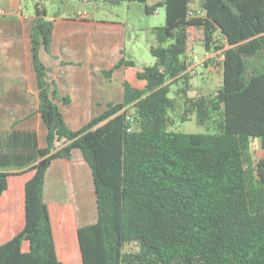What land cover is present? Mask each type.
<instances>
[{"label": "trees", "instance_id": "trees-1", "mask_svg": "<svg viewBox=\"0 0 264 264\" xmlns=\"http://www.w3.org/2000/svg\"><path fill=\"white\" fill-rule=\"evenodd\" d=\"M104 1L165 9L152 65L127 57L123 22L0 14V138L31 133L38 155L0 169V264H264V143L245 167L264 139V0H199L201 20L196 0ZM199 47L222 78L182 121L213 130L171 131Z\"/></svg>", "mask_w": 264, "mask_h": 264}, {"label": "rangeland", "instance_id": "rangeland-1", "mask_svg": "<svg viewBox=\"0 0 264 264\" xmlns=\"http://www.w3.org/2000/svg\"><path fill=\"white\" fill-rule=\"evenodd\" d=\"M6 8L14 12L35 15L37 9L46 10L48 16H73L85 15L95 20H114L123 22L126 25L127 36V57L134 60L137 65H152L155 61L151 53V47L157 46L158 43L152 34V29L166 25V13L164 8L158 9L154 14H147L142 3L137 1H124L118 5H112L104 0H99L93 3H83L80 0H4ZM194 6H199L201 3L196 0ZM197 65L194 66V71L190 73L192 78L187 83L180 80L171 88V96L175 99V107L171 110V115L174 119V124L169 128L171 131L187 132V133H205L212 131V126L206 127L198 123L197 119L192 118L188 121H182V115L187 96H193L202 89H207L208 92H213L219 85L222 74L218 64L216 53H208L203 48L199 47L196 50ZM202 60V61H201ZM140 83L136 81L135 85ZM187 88L184 91L183 88ZM18 143H21L23 138H13ZM30 139V145L38 160L36 149V138ZM29 141V138H28ZM10 142V143H9ZM264 143L262 137H253L246 148L245 167L250 177L254 176L255 170L253 167V151ZM14 146V142L8 138H0V169H12L14 164L11 161H18L19 151L14 153L5 152L7 145ZM30 162L28 165H32ZM16 168L26 166V164L16 165ZM14 168V169H16Z\"/></svg>", "mask_w": 264, "mask_h": 264}, {"label": "crops", "instance_id": "crops-1", "mask_svg": "<svg viewBox=\"0 0 264 264\" xmlns=\"http://www.w3.org/2000/svg\"><path fill=\"white\" fill-rule=\"evenodd\" d=\"M197 63L198 62H195L194 66H196ZM31 135H32L31 133H21V136L24 138V139H22V141H20L21 143H18L17 141H15L13 139V138H16L15 133H10L7 136H5V138H8L10 141H11V139L13 140L14 146H11L9 144V145H7L6 149H4V151L8 152V153H14L16 151L17 152L19 151V153H21L24 157V161L23 160H18V161L14 160V162H13L14 164H11V165L16 166V165H21V164L24 165V164L29 163V162L33 163L34 159L36 158V154L31 149V145L28 141V138H30Z\"/></svg>", "mask_w": 264, "mask_h": 264}, {"label": "built area", "instance_id": "built-area-1", "mask_svg": "<svg viewBox=\"0 0 264 264\" xmlns=\"http://www.w3.org/2000/svg\"><path fill=\"white\" fill-rule=\"evenodd\" d=\"M17 12L11 11L10 9L6 8L4 5V0H0V14H14ZM187 17L189 19H205L208 17L207 10L202 6H191L190 9L187 11ZM198 56L196 55V59ZM194 71V70H193Z\"/></svg>", "mask_w": 264, "mask_h": 264}]
</instances>
